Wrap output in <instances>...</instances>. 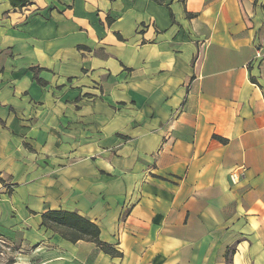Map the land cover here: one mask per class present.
<instances>
[{"label": "crops", "instance_id": "crops-1", "mask_svg": "<svg viewBox=\"0 0 264 264\" xmlns=\"http://www.w3.org/2000/svg\"><path fill=\"white\" fill-rule=\"evenodd\" d=\"M263 49L264 0H0V264H264Z\"/></svg>", "mask_w": 264, "mask_h": 264}, {"label": "trees", "instance_id": "trees-1", "mask_svg": "<svg viewBox=\"0 0 264 264\" xmlns=\"http://www.w3.org/2000/svg\"><path fill=\"white\" fill-rule=\"evenodd\" d=\"M13 9H22L24 6L32 4V0H6ZM38 84H43L41 79H37ZM41 225L55 231L63 239L73 243L78 240L90 241L98 246L104 253L117 257L119 253L109 244L101 242L99 239V228L95 223L86 219L76 212L64 210H49L41 215ZM12 262V260H9Z\"/></svg>", "mask_w": 264, "mask_h": 264}, {"label": "built area", "instance_id": "built-area-1", "mask_svg": "<svg viewBox=\"0 0 264 264\" xmlns=\"http://www.w3.org/2000/svg\"><path fill=\"white\" fill-rule=\"evenodd\" d=\"M263 52H264V49L261 50V51L258 53V56H261ZM0 243H1V245L6 244L5 239H4L3 236H1V235H0ZM4 249H5V247H4ZM5 250H7V249H5Z\"/></svg>", "mask_w": 264, "mask_h": 264}, {"label": "rangeland", "instance_id": "rangeland-1", "mask_svg": "<svg viewBox=\"0 0 264 264\" xmlns=\"http://www.w3.org/2000/svg\"><path fill=\"white\" fill-rule=\"evenodd\" d=\"M5 242H6V244H4V245H1V243H0V246H3V248L5 247V249H7L6 251L10 252L12 250L13 246H11L6 240H5Z\"/></svg>", "mask_w": 264, "mask_h": 264}]
</instances>
